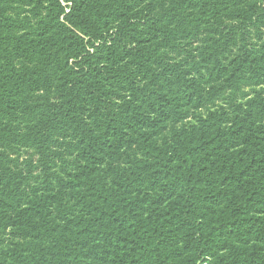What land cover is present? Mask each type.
Masks as SVG:
<instances>
[{
	"label": "trees",
	"instance_id": "16d2710c",
	"mask_svg": "<svg viewBox=\"0 0 264 264\" xmlns=\"http://www.w3.org/2000/svg\"><path fill=\"white\" fill-rule=\"evenodd\" d=\"M0 264H264V0H0Z\"/></svg>",
	"mask_w": 264,
	"mask_h": 264
}]
</instances>
